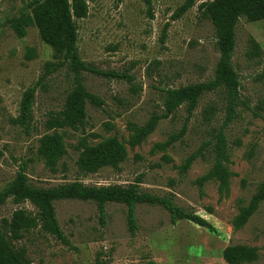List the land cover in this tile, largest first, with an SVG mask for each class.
Listing matches in <instances>:
<instances>
[{"label":"rangeland","instance_id":"rangeland-1","mask_svg":"<svg viewBox=\"0 0 264 264\" xmlns=\"http://www.w3.org/2000/svg\"><path fill=\"white\" fill-rule=\"evenodd\" d=\"M27 1L0 0V191L14 180L20 166L36 188L73 181L85 186H127L141 177L143 192L171 197L176 206L203 218L216 231L211 233L187 220L172 224L163 208L137 205V229L132 234L126 207L121 204H107L101 224L93 203L58 201L55 214L69 246L39 229L31 230L14 243L16 248H25L30 264H227L223 250L237 245L256 250L257 259L247 264H264V203L243 227L232 226L238 209L264 181V22L240 18L235 28L231 63L239 76L241 103L223 129L232 176L227 187L220 189L214 180L202 186L196 183L212 166L211 146L186 172L181 167L224 125L221 91L201 98L183 137L164 151L152 148L182 130L184 105L161 120L140 145L129 146L131 127L143 125L153 113H162L163 90L213 78L219 53L211 23L197 11L202 0L177 20L171 16L185 0H150V7L144 0H86L87 17L75 22L80 59L98 71L125 74L133 80L82 74L86 91L103 104L99 108L86 104L83 131H57L63 135L66 154L54 172L37 157L36 150L38 140L52 133L44 122L49 113L61 110L73 86L72 74L60 68L38 83L44 63L54 61L53 50L41 42L34 27L18 39L8 23ZM250 38L260 47L257 57H248ZM33 86L32 121L26 131L10 120L18 116L23 92ZM207 107L214 108L209 120L203 115ZM82 138L90 146L116 139L126 148V159L117 170L103 168L82 175L76 166V145ZM17 209L36 213L30 203L15 205L9 199L0 207V223Z\"/></svg>","mask_w":264,"mask_h":264},{"label":"trees","instance_id":"trees-1","mask_svg":"<svg viewBox=\"0 0 264 264\" xmlns=\"http://www.w3.org/2000/svg\"><path fill=\"white\" fill-rule=\"evenodd\" d=\"M144 1L150 7V0ZM198 1L200 0H185L175 10L171 19H179ZM197 11L202 18L211 23L216 37L219 57L213 78L203 83L163 90L162 113H153L141 126L133 125L129 146L134 148L140 145L155 130L161 120L173 115L179 107L184 105L186 119L182 130L169 136L164 143H157L152 148L153 151H164L183 137L186 132V123L190 120L201 98L208 93L221 91L225 101L224 125L213 135V138L185 160L181 171L186 172L198 157L203 158V151L211 146L212 166L196 183L202 186L204 183L214 180L219 183L220 189H225L232 173L228 169L229 149L223 129L234 119L236 109L241 103L240 80L231 63L235 47V28L240 18H244L249 23L264 22V0H202L197 5ZM87 14L86 0H28L19 14L8 21L18 39L26 36L29 27H34L41 42L53 50L54 61L44 63V72L38 83L60 68H66L72 74L73 86L66 95L61 110L49 113L44 122L46 130L52 133L44 134L38 140L36 155L52 172L56 170L58 160L66 154L63 135L57 131L67 128L72 131H83L87 117L86 104L89 103L97 108L103 104L99 97L86 91L82 74L88 73L117 80H133L131 76L125 74L98 71L80 59L75 22L86 18ZM149 16H151L150 9ZM260 53L258 43L250 38L248 57H257ZM32 55V52L29 51L28 57L31 58ZM35 92V86L23 92L19 102L18 116L10 120L12 125L19 126L26 131L29 130ZM213 112L214 108L207 107L203 112L205 119L209 120ZM76 150L78 151L76 166L82 175L94 174L103 168L117 170L127 156L126 148L116 139H107L90 146L86 139L82 138L78 141ZM141 181L142 178L138 177L127 186H85L78 181H73L50 188H36L28 183L25 167L20 166L14 180L0 191V207L10 199L15 205L30 203L36 213L32 214L26 210L17 209L8 220L1 221L0 264H30L25 248H16L14 243L21 241L25 234L34 229H39L40 232L69 246L55 214L54 203L58 201L93 203L101 224H104L107 204H121L126 207L127 226L132 234L137 229L135 219L137 205L159 206L168 212L172 224L180 220H187L199 227L206 228L211 233H216L213 226L206 220L183 211L173 203L171 197H160L143 192L140 188ZM262 203H264V181L257 186L248 203L238 209L237 215L232 220L233 228L243 227ZM222 258L227 264H247L254 262L257 255L255 249L237 245L226 247L222 252ZM148 264L154 263L149 262Z\"/></svg>","mask_w":264,"mask_h":264}]
</instances>
